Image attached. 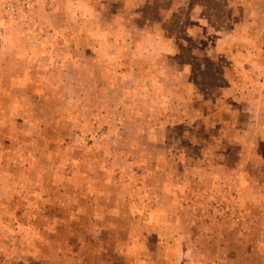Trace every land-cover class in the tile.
Wrapping results in <instances>:
<instances>
[{"label": "rangeland", "instance_id": "rangeland-1", "mask_svg": "<svg viewBox=\"0 0 264 264\" xmlns=\"http://www.w3.org/2000/svg\"><path fill=\"white\" fill-rule=\"evenodd\" d=\"M145 1L0 0V264H264V5Z\"/></svg>", "mask_w": 264, "mask_h": 264}, {"label": "crops", "instance_id": "crops-1", "mask_svg": "<svg viewBox=\"0 0 264 264\" xmlns=\"http://www.w3.org/2000/svg\"><path fill=\"white\" fill-rule=\"evenodd\" d=\"M100 1H101L100 2L101 4H104V2H106V1L109 2V3H112L114 0H106V1L105 0H100ZM245 1H247V0H240V2L242 4H244ZM258 2H260L262 4V7H263L264 0H258ZM122 3L124 5V8H126V9L129 10V13H138V10L140 9L141 5H143L144 3H146V1L145 0H122ZM185 4H186V0H176L167 9V11L168 10H169V12H172L171 10H174L175 11L178 7H181V6L183 7ZM122 12H123V10H122ZM258 15H260V18H264V13L263 12H262V14H261V12H259ZM162 19L165 20L164 16H163ZM249 19H250V17H249ZM249 19L245 15H244V17H239V19H237V22H235L233 24L234 25L233 26L234 32L236 34L242 33L243 36L247 37L249 33L246 31V29H247V24L249 23ZM130 32H132V30ZM134 47L141 49V47L139 45H137V46L134 45ZM141 52H146L147 53L148 50L146 48H144L143 50L141 49ZM136 66H139V64L136 63L135 67ZM150 66H151L150 64L149 65H146L147 68H149ZM148 82H149V80H148Z\"/></svg>", "mask_w": 264, "mask_h": 264}, {"label": "trees", "instance_id": "trees-1", "mask_svg": "<svg viewBox=\"0 0 264 264\" xmlns=\"http://www.w3.org/2000/svg\"><path fill=\"white\" fill-rule=\"evenodd\" d=\"M208 1H209V3H215V4H216V3H217V4L219 3V2H217L216 0H208Z\"/></svg>", "mask_w": 264, "mask_h": 264}]
</instances>
